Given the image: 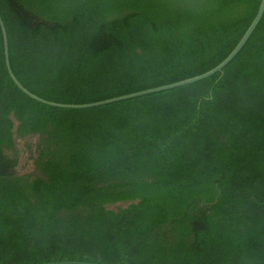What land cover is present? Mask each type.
Segmentation results:
<instances>
[{
  "label": "trees",
  "instance_id": "16d2710c",
  "mask_svg": "<svg viewBox=\"0 0 264 264\" xmlns=\"http://www.w3.org/2000/svg\"><path fill=\"white\" fill-rule=\"evenodd\" d=\"M259 3L0 0V16L17 80L86 104L214 68ZM14 133L40 135L37 174L12 172ZM53 261L264 264V13L222 75L85 109L21 92L0 29V264Z\"/></svg>",
  "mask_w": 264,
  "mask_h": 264
},
{
  "label": "water",
  "instance_id": "95a60500",
  "mask_svg": "<svg viewBox=\"0 0 264 264\" xmlns=\"http://www.w3.org/2000/svg\"><path fill=\"white\" fill-rule=\"evenodd\" d=\"M264 13V0H260L257 12L251 21L250 25L247 27L246 31L243 33L242 37L239 39L238 43L235 45V47L231 50V52L214 68L191 78H187L178 82L154 87V88H149L146 90L134 92V93H129L126 95L118 96V97H113L110 99L102 100V101H97L93 103H86V104H64V103H57L49 100H45L32 92H30L28 89H26L15 77L13 74L11 67H10V62H9V51H8V39H7V33L6 29L4 26V23L1 19L0 16V29L2 33V39H3V52H4V63L5 67L8 73V76L10 79L14 82V84L17 86V88L23 92L26 96L29 98L48 105V106H53V107H58V108H67V109H85V108H92L96 106H101L105 104H110L113 102H118L134 97H139L151 93H156V92H161L165 90H170L173 88L181 87L184 85H188L200 80H203L205 78H208L216 73H220L222 75L223 68L238 54V52L242 49V47L245 45L255 28L257 27L259 21L261 20L262 16ZM37 264H100V263H93V262H85V261H53V262H45V263H37Z\"/></svg>",
  "mask_w": 264,
  "mask_h": 264
},
{
  "label": "rangeland",
  "instance_id": "374dc122",
  "mask_svg": "<svg viewBox=\"0 0 264 264\" xmlns=\"http://www.w3.org/2000/svg\"><path fill=\"white\" fill-rule=\"evenodd\" d=\"M15 131L17 121L13 118ZM41 148V139L39 134H27L25 136L13 135L12 150H3V155L11 160V170L18 175L37 174L35 161ZM127 203H117L107 206L109 209L116 210L123 208Z\"/></svg>",
  "mask_w": 264,
  "mask_h": 264
}]
</instances>
